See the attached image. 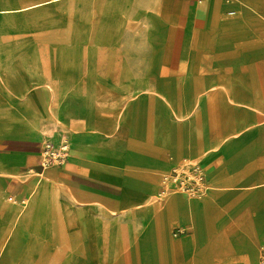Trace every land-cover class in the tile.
<instances>
[{"label":"crops","instance_id":"crops-1","mask_svg":"<svg viewBox=\"0 0 264 264\" xmlns=\"http://www.w3.org/2000/svg\"><path fill=\"white\" fill-rule=\"evenodd\" d=\"M33 3L0 0V129L33 128L30 139L0 136V194L13 204L0 209V246L23 243L13 264H33L40 253L28 229L39 217L58 230L45 264H259L264 0ZM46 9L58 16L47 38H32L33 26L11 27V16ZM163 12L171 24L162 23ZM194 33L196 78L185 55ZM160 35L175 40L172 64ZM30 96L46 97V114L15 116ZM211 98L226 103L222 128L208 117ZM72 99L80 112L63 106ZM63 137L65 162L42 168L43 143L53 138L58 148ZM191 156L202 161L206 185L194 200L175 194L168 179L192 165ZM64 213L99 225V262L86 243L84 258L63 263L70 254Z\"/></svg>","mask_w":264,"mask_h":264},{"label":"rangeland","instance_id":"rangeland-1","mask_svg":"<svg viewBox=\"0 0 264 264\" xmlns=\"http://www.w3.org/2000/svg\"><path fill=\"white\" fill-rule=\"evenodd\" d=\"M47 0H34V3L29 6V7H33V6H39L43 3H45ZM13 2V0H12ZM109 13H114V10H108L107 14ZM162 23L165 24H171L170 21L168 20V18L165 16V13L163 12L162 14ZM57 17L56 16V12L46 9V10H38L36 12L30 13V14H26V15H15V16H11L10 18V22H11V27L18 30L19 27L25 26L26 28H28L29 26H33L38 28V31H35L32 33L31 37L32 38H47V34L50 33V29L57 24ZM155 24V28L156 30L159 28V24L158 23H154ZM202 25V24H201ZM160 29H162L160 27ZM114 36L111 35H106V39H114ZM19 35H15L14 37H12V39H18ZM156 38V37H155ZM163 42H160V41ZM157 42H160L161 44H165L167 45L165 49L162 50L161 55L164 59V61L166 62H170L171 64L174 62L172 61V56H173V49H174V44H175V40L173 37H167L164 35H160V39H158ZM188 47H186V57L190 60L189 62V75L192 78H196L197 77V72H196V64H195V60H193V57L191 56V50L194 52V48H195V33L193 34V37L191 40H189L188 42ZM191 47V50H190ZM184 53L183 49L181 47L180 49V54ZM179 56V55H177ZM193 61V62H192ZM197 84L195 82H193L191 89H190V93H192V98H194V96L196 97L197 95L194 94L196 91H198L197 88ZM1 99V98H0ZM11 104H15L11 101ZM66 105L68 107V109H73L75 112H80L82 109V105L80 104V102H78L76 99L75 100H69L66 103V100L63 103V106L66 108ZM206 110H207V114L208 117L210 119V121H212V123L214 125H216L217 127L222 128L225 124H227L228 120H229V116H228V112L226 109V103L224 101V99L222 98H211L208 100L207 105H206ZM47 112V102H46V97H38V96H30L27 99V106L24 110H21L20 112L15 111V116L17 115H21L23 117H33V116H44ZM134 126V124H132ZM135 128H139V126H134ZM33 128L26 126H15V128H12L11 130H2L0 129V136L3 137H10V138H16V139H30L33 135ZM53 138H50V140L46 141L43 143V146L45 144H51L50 142H53L52 140ZM54 139H57V137L55 136ZM65 143L67 142L66 137H63L62 139ZM187 141L189 143H195V138L193 135H191L190 137H188ZM53 144V143H52ZM54 145V144H53ZM54 146H58V145H54ZM66 147H67V153L69 152V144L66 143ZM43 150V149H42ZM42 154V153H41ZM192 165L190 166H184L182 168H178L176 170L177 173H180L181 171H183L186 174V181L187 183L185 184H189V179L192 177V175L190 174L191 172L189 171L191 168H193L194 166L198 167V168H202V161L200 159H193V156L190 157V161L188 162ZM47 169V168H45ZM173 176L169 175L168 179ZM172 182V181H171ZM205 187V183L203 184ZM173 189H175V194L178 195H182L183 191H180L177 187H174ZM178 191V192H176ZM182 192V193H181ZM192 193V192H191ZM184 194V193H183ZM170 194H167L166 197H168ZM190 196V195H187ZM192 200L194 199H200L197 196H190ZM13 200V199H12ZM28 203V202H27ZM13 204H9L8 202H5L3 195L0 194V209H7L9 206H11ZM1 214V212H0ZM68 216L67 213H64V218ZM44 223H42L41 221H37L35 223H31V227L30 225L28 226L29 231L35 235L36 237L40 238V242H39V246H40V253L33 257L34 261L33 264H45L48 257L50 256L51 253V248L53 247V244L55 242H57V233L58 230L57 228L52 224V222H50L47 225H43ZM46 226V229H45ZM65 226V225H64ZM2 227V224H0V229ZM45 230H44V229ZM96 230H88L80 232L77 231V233H72L70 234L69 232H67V236H68V240H69V245H70V254H67L66 256H64L63 258V263L67 262L68 259L70 258L69 255H79V257L84 258L85 256L84 251L86 248V243H88V248L90 249V251L92 252V254L90 255V258L93 262H99L98 256H97V250L94 247V235H95ZM23 246V243L20 242V240H15L13 241V247H11V250L6 249L5 246H0V264H13L14 261L16 260V256L14 255L15 252L18 251V249L20 247ZM50 264H57L56 263V259H51L50 260ZM85 264H93V263H85Z\"/></svg>","mask_w":264,"mask_h":264},{"label":"built area","instance_id":"built-area-1","mask_svg":"<svg viewBox=\"0 0 264 264\" xmlns=\"http://www.w3.org/2000/svg\"><path fill=\"white\" fill-rule=\"evenodd\" d=\"M66 158V143H62L58 148H54L52 144H45L43 146L41 154L40 165L42 168L61 165L65 162ZM189 171L192 175V177L189 179V184H185L187 183V177L183 171H181L180 173L174 171L173 176L171 177V181L174 187H177L180 191H183L185 195L199 196L204 192L206 188L203 185L205 182L204 172L201 168H198L196 166L191 168ZM259 264H264V249L262 250Z\"/></svg>","mask_w":264,"mask_h":264},{"label":"bare ground","instance_id":"bare-ground-1","mask_svg":"<svg viewBox=\"0 0 264 264\" xmlns=\"http://www.w3.org/2000/svg\"><path fill=\"white\" fill-rule=\"evenodd\" d=\"M264 74V73H263ZM264 77V76H263ZM53 86V85H52ZM66 150H67V147H66ZM205 183V182H204ZM43 189V188H42ZM44 190V189H43ZM47 191V190H46ZM45 193V192H44ZM50 196V195H49ZM46 201V200H45ZM40 205V204H39ZM47 208V207H46ZM39 209V208H38ZM39 211V210H38ZM82 212V211H81ZM38 213V212H37ZM35 215V214H34ZM52 216V215H51ZM47 217V216H46ZM80 217V216H79ZM33 218V217H32ZM48 218V217H47ZM52 220V219H51ZM39 221H41L42 223H44L45 225L49 224L50 222H48V220L46 221L43 217H39ZM94 222V221H93ZM47 223V224H46ZM43 224V225H44ZM56 228H57V224L54 222L52 223ZM100 224V223H99ZM65 225V226H64ZM32 225L30 224V227ZM64 229L66 230V233L69 232L70 234L72 233H77V231H80V232H83L85 231H88V230H97L99 225L98 224H94V223H87V222H83L81 221L79 218L77 217H74V218H70L68 216H66L64 218ZM44 229V228H43ZM45 229H46V226H45ZM44 229V230H45ZM253 243V242H252ZM254 244V243H253ZM69 260V259H68Z\"/></svg>","mask_w":264,"mask_h":264}]
</instances>
